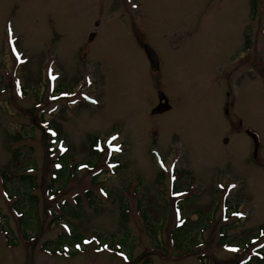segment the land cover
<instances>
[{"label":"rangeland","instance_id":"rangeland-1","mask_svg":"<svg viewBox=\"0 0 264 264\" xmlns=\"http://www.w3.org/2000/svg\"><path fill=\"white\" fill-rule=\"evenodd\" d=\"M249 258L264 0H0V264Z\"/></svg>","mask_w":264,"mask_h":264},{"label":"water","instance_id":"water-1","mask_svg":"<svg viewBox=\"0 0 264 264\" xmlns=\"http://www.w3.org/2000/svg\"><path fill=\"white\" fill-rule=\"evenodd\" d=\"M146 52H147V56L150 58L152 66L154 68H157V65H158L157 64V59H156V56L154 55V53L150 49H146ZM163 97H164L163 92L162 91H158V98H159L160 101L162 100ZM166 109H168V106L165 107V103H163V104L158 105L156 108L152 109L151 112H152V114H154V113L162 112V111H164ZM226 141H227V139H224V142H226Z\"/></svg>","mask_w":264,"mask_h":264},{"label":"trees","instance_id":"trees-1","mask_svg":"<svg viewBox=\"0 0 264 264\" xmlns=\"http://www.w3.org/2000/svg\"><path fill=\"white\" fill-rule=\"evenodd\" d=\"M253 1V0H252ZM5 191L7 190L6 187L4 188ZM14 208L17 210V211H20L18 206L17 205H14ZM224 236V235H223ZM252 262V259L250 258L249 260H247L246 262H244L243 264H251ZM242 264V263H241Z\"/></svg>","mask_w":264,"mask_h":264},{"label":"flooded vegetation","instance_id":"flooded-vegetation-1","mask_svg":"<svg viewBox=\"0 0 264 264\" xmlns=\"http://www.w3.org/2000/svg\"><path fill=\"white\" fill-rule=\"evenodd\" d=\"M157 103H158V102H157ZM169 110H170V109H169ZM169 110H168V111H169ZM225 113H227V109H226V108H225ZM239 125H240V121H239Z\"/></svg>","mask_w":264,"mask_h":264}]
</instances>
